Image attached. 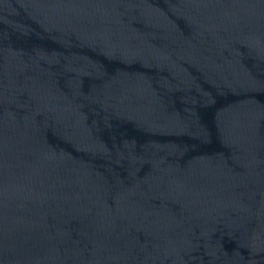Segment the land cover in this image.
Masks as SVG:
<instances>
[{
  "label": "water",
  "instance_id": "95a60500",
  "mask_svg": "<svg viewBox=\"0 0 264 264\" xmlns=\"http://www.w3.org/2000/svg\"><path fill=\"white\" fill-rule=\"evenodd\" d=\"M0 264H264V0H0Z\"/></svg>",
  "mask_w": 264,
  "mask_h": 264
}]
</instances>
